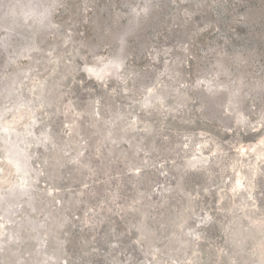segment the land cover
Wrapping results in <instances>:
<instances>
[{
  "label": "rangeland",
  "instance_id": "rangeland-1",
  "mask_svg": "<svg viewBox=\"0 0 264 264\" xmlns=\"http://www.w3.org/2000/svg\"><path fill=\"white\" fill-rule=\"evenodd\" d=\"M0 264H264V0H0Z\"/></svg>",
  "mask_w": 264,
  "mask_h": 264
}]
</instances>
